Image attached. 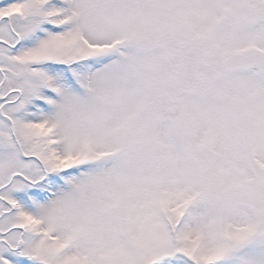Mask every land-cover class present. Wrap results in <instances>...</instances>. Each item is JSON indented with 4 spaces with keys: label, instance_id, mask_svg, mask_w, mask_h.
Here are the masks:
<instances>
[{
    "label": "snow or ice",
    "instance_id": "snow-or-ice-1",
    "mask_svg": "<svg viewBox=\"0 0 264 264\" xmlns=\"http://www.w3.org/2000/svg\"><path fill=\"white\" fill-rule=\"evenodd\" d=\"M0 264H264V0H0Z\"/></svg>",
    "mask_w": 264,
    "mask_h": 264
}]
</instances>
